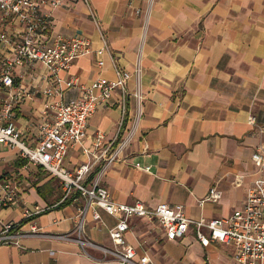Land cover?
Returning a JSON list of instances; mask_svg holds the SVG:
<instances>
[{
	"label": "crops",
	"instance_id": "obj_1",
	"mask_svg": "<svg viewBox=\"0 0 264 264\" xmlns=\"http://www.w3.org/2000/svg\"><path fill=\"white\" fill-rule=\"evenodd\" d=\"M43 11L51 15L49 45L58 37L85 38L94 50L103 46L102 38L109 44L103 68L94 55L80 57L60 73L64 80L89 86L99 78L114 80L117 69L133 75L125 117L115 96L97 109L88 127L90 138L100 131L109 142L129 139L100 179L115 204L180 205L193 220L228 218L243 206L261 174L253 155L264 153V0H72ZM21 29L0 13V32L14 35ZM14 72L16 86L28 94L15 109V123L21 140L35 148L49 71L35 63L16 66ZM138 84L141 100L135 96ZM79 96L78 87H64V101ZM6 98L0 90V101ZM250 116L255 125L249 124ZM85 161L77 145L63 165L75 170ZM98 170L92 169L86 185ZM0 175L19 196L0 206V235L17 236L0 242V264H119L109 253V231L121 215L93 205L79 217L78 209L88 207L86 199L75 193L64 200L59 178L3 145ZM238 176L244 177L242 186H236ZM212 187L222 192L221 200L201 207ZM8 225L14 228L6 233ZM129 226L125 239L136 249V262L148 255V264H240L230 246H202L194 227L170 241L156 220L133 217Z\"/></svg>",
	"mask_w": 264,
	"mask_h": 264
},
{
	"label": "built area",
	"instance_id": "obj_2",
	"mask_svg": "<svg viewBox=\"0 0 264 264\" xmlns=\"http://www.w3.org/2000/svg\"><path fill=\"white\" fill-rule=\"evenodd\" d=\"M72 0H0V13L7 19L21 25V31L14 35L0 32V90L7 95L0 101V145L16 149L30 163L43 167L51 175L59 178L64 189V200L78 193L87 200L88 207L78 209V216H84L90 206L102 208L110 216L121 215L118 224L110 229L109 234L113 249L109 251L119 264H148L150 258L145 255L136 262L137 252L126 242L125 234L130 230L129 220L133 217L145 219L147 222L157 221L170 241L184 238L191 227L195 228L198 241L204 247L212 243L233 248V257L240 264H264V153L258 151L253 155V162L260 175L249 187L243 206L234 211L228 218L193 220L188 217L183 206L171 207L160 204L154 209L147 208L143 203L134 205L115 204L109 191L101 186L100 179L108 167L118 158L126 147L129 139L107 141L105 135L98 131L90 138L89 122L98 108L108 105L116 96L123 118L128 108V83L133 75L127 70L117 69L116 78L109 80L99 78L89 86L80 85L75 80H64L60 73L70 70L75 59L94 55L98 67L105 66L104 56L110 55L109 44L102 38L103 46L94 50L91 41L85 38L65 40L58 37L52 45L48 44L47 35L51 28V15L43 9H56ZM92 18L100 28L97 17ZM113 61V57L111 56ZM41 63L49 71V86L42 90L47 98L43 122L38 129V144L34 148L20 138L15 123V109L27 97L22 86H16L15 67ZM136 77L140 78V68H136ZM64 87H78L80 96L64 101ZM135 96L141 100L138 84ZM250 125L256 124V118L250 116ZM262 133L264 129L260 130ZM91 142L86 147L87 142ZM81 146L86 157L85 163L75 170L64 167V158L68 151ZM99 167L97 177L86 185L92 169ZM137 168L146 172L150 167ZM244 177L238 176L236 186H242ZM17 188L0 175V206H8L18 200ZM222 192L212 187L206 199L199 201L203 207L206 202H219ZM33 213L25 212L30 218ZM96 220L100 219L94 213ZM14 226L8 225L5 232L9 233ZM36 231V229H33ZM17 236L0 235V242L12 241ZM81 242V241H79ZM82 243V242H81Z\"/></svg>",
	"mask_w": 264,
	"mask_h": 264
}]
</instances>
